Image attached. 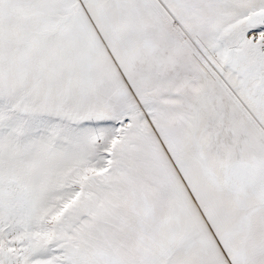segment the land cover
Wrapping results in <instances>:
<instances>
[{
	"label": "snow or ice",
	"instance_id": "obj_1",
	"mask_svg": "<svg viewBox=\"0 0 264 264\" xmlns=\"http://www.w3.org/2000/svg\"><path fill=\"white\" fill-rule=\"evenodd\" d=\"M0 264H264V0H0Z\"/></svg>",
	"mask_w": 264,
	"mask_h": 264
}]
</instances>
